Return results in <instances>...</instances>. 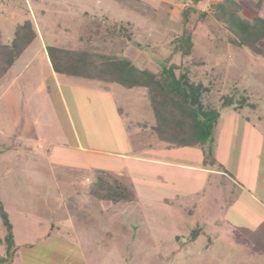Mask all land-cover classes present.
Instances as JSON below:
<instances>
[{"label": "rangeland", "instance_id": "374dc122", "mask_svg": "<svg viewBox=\"0 0 264 264\" xmlns=\"http://www.w3.org/2000/svg\"><path fill=\"white\" fill-rule=\"evenodd\" d=\"M234 1L242 17L264 20V0ZM185 4L0 0L4 41L25 20L37 33L0 82V201L13 227L15 264H264V56L230 45L211 14L193 30V54L172 55L168 44L180 33ZM85 12L131 23L141 48L129 44L125 56L136 66L157 72L162 63L155 60L189 64L190 77L210 89L205 102L220 109L212 146L217 175L205 181L185 170L201 168L198 147L167 149L148 130L126 132L129 121L153 122L143 89L53 72L46 46L79 47ZM225 97L245 106L221 108ZM133 143L151 147L137 153ZM141 154L179 168L136 162ZM94 169L129 180L136 199H91L85 193Z\"/></svg>", "mask_w": 264, "mask_h": 264}, {"label": "trees", "instance_id": "16d2710c", "mask_svg": "<svg viewBox=\"0 0 264 264\" xmlns=\"http://www.w3.org/2000/svg\"><path fill=\"white\" fill-rule=\"evenodd\" d=\"M189 0L179 12L181 30L172 34L169 48L172 55L180 60L193 54V30L203 24L209 15L223 23L230 45L247 49L255 55L264 56V20L259 17L250 19L241 16L242 6L234 0ZM208 2L206 10L201 4ZM260 5V1L256 3ZM85 24L79 28L77 48L46 46V53L53 72L86 81L108 85L116 84L125 90L143 89L152 114V124L129 121L128 132L134 128L148 130L149 135L166 145L168 149L198 147L204 167L210 164L215 170L221 165L213 158V132L220 117V109L206 104L205 98L210 89L201 81L193 80L189 75V64L182 66L168 61H159L158 71L152 72L136 66L127 56L125 49L133 44L134 36L129 21H111L108 17L92 16L85 12ZM37 36L32 23L25 20L15 26L14 32L4 41L0 27V82L24 51ZM135 46H138L134 43ZM141 48V47H140ZM107 90V89H105ZM225 97L221 108L243 109L244 99L235 101ZM207 168V167H206ZM93 180L87 192L91 199L110 205L133 202L136 199L134 187L114 178L111 173L94 169ZM0 221L5 234L0 238L6 257H0V263H8L15 254L13 227L8 214L0 201ZM191 234L189 239L194 240Z\"/></svg>", "mask_w": 264, "mask_h": 264}, {"label": "crops", "instance_id": "0c3cea01", "mask_svg": "<svg viewBox=\"0 0 264 264\" xmlns=\"http://www.w3.org/2000/svg\"><path fill=\"white\" fill-rule=\"evenodd\" d=\"M126 129V128H125ZM139 130V128H134L133 130ZM132 130V131H133ZM140 131H142V130H140ZM126 132H128L127 130H126ZM130 133V132H129ZM151 137V136H150ZM151 139V138H150ZM141 144V143H140ZM143 145V143L138 147L135 143H133L132 144V146H131V148L133 149V150H135L136 149V152L137 153H142V151L147 147V149H150V145H144V146H146L145 148H144V146H142ZM138 149H140V150H138ZM168 149V148H167ZM180 149H185V148H180ZM142 150V151H141ZM172 150H179V149H172ZM142 155V156H141ZM139 157H137V159H136V162H139V163H143V164H153V165H159V166H169L170 168H174L175 166H173V165H171V164H169V163H167V162H163V161H161V160H159V159H157V158H151L150 156H143V154H141ZM136 156H138V155H136ZM150 157V158H149ZM183 167V166H182ZM175 168H179V166L177 167H175ZM180 169H184V168H180ZM185 170H188L189 172H196V174H199V176L201 177V178H203V180H207L209 177V175L211 176H213V174L215 175V173H216V175L218 174V171L219 170H215V169H212V171L209 173V170L206 168V167H204L203 165L201 166V168H198V167H188V168H185ZM213 172V173H212ZM202 180V181H203ZM242 188L244 189V191L243 192H245L246 193V195L247 196H249V199H251L253 202H255V203H257V201H260V200H258L256 197H254V194L253 193H251L247 188H245V187H243L242 186ZM244 195V194H243ZM260 207L262 208V209H264V207L262 206V205H260ZM49 235V234H48ZM49 237V236H48ZM196 239V238H195ZM194 239V240H195ZM15 243V242H14ZM25 246H29L30 247V245L29 244H26ZM32 246H34V245H31V247ZM17 249H16V251H15V254L17 253ZM14 254V255H15ZM14 257V256H13ZM13 257H12V259H11V261L10 262H8V263H4V264H15L14 263V260H13Z\"/></svg>", "mask_w": 264, "mask_h": 264}]
</instances>
